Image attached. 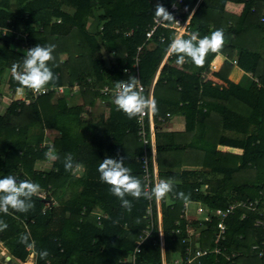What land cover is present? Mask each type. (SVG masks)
I'll return each mask as SVG.
<instances>
[{
	"label": "trees",
	"instance_id": "obj_1",
	"mask_svg": "<svg viewBox=\"0 0 264 264\" xmlns=\"http://www.w3.org/2000/svg\"><path fill=\"white\" fill-rule=\"evenodd\" d=\"M177 2L0 0V77L8 73L7 91L21 88L11 67L37 44L55 45L54 59L48 62L55 79L46 86L64 87L63 93L53 90L37 98L25 87L30 103L14 99L0 113V177L13 175L18 181L30 179L41 186L26 212L11 208L0 212V222L7 225L0 231V241L14 257L26 262L27 243L34 241L36 264H163L155 207L151 235L135 254L134 263L123 262L134 256L136 241L148 225L150 201L126 195L131 208L123 206L97 171L107 157L122 159L145 188L139 160L144 145L137 136V116L130 119L113 103L114 95H104L100 88L139 76L147 98L169 53L168 45L176 38L173 28L158 27L147 39L159 4L174 17L168 23L177 17L189 19L190 33L180 38L193 32L202 38L217 29L224 36L232 34L216 52L209 51L199 66L190 58L178 65V54L170 53L154 85L159 180L173 185L162 203L167 264L184 251L183 236L173 233L177 221L186 224L181 218L185 200L179 193L207 208L259 201L255 210L238 208L226 219V239L221 245L236 250V256L227 259L210 253L194 264H262L259 250L252 246L264 248V226L255 225L264 218V0H183L177 10L171 9ZM228 3L244 5L230 27L224 25ZM218 53L225 56L218 73L228 79L236 59V66L245 72L240 81L226 85L202 81ZM76 58H88L90 69L80 72ZM75 87L79 94L73 98ZM101 107L109 110L107 117L99 114ZM88 109L90 117L84 119ZM175 117L184 119L183 130L166 129ZM50 129L56 130L52 147L46 143ZM201 140L219 149H202ZM49 152L56 157L51 168H36ZM68 154L73 157V169L77 164L83 168L81 174L65 169ZM97 209L107 214L100 224ZM210 226L199 237L202 248L215 246V226ZM23 234L29 235L28 242H20ZM44 250L48 255L41 258L39 252Z\"/></svg>",
	"mask_w": 264,
	"mask_h": 264
},
{
	"label": "clouds",
	"instance_id": "obj_2",
	"mask_svg": "<svg viewBox=\"0 0 264 264\" xmlns=\"http://www.w3.org/2000/svg\"><path fill=\"white\" fill-rule=\"evenodd\" d=\"M155 15L162 22L172 21L174 17L163 5H157ZM224 42L223 31L217 29L211 32L210 35H205L202 38L193 32L188 38L176 37L171 40L168 45L169 53L178 54L176 63L182 64L186 58L199 66L204 63L205 56L209 51L216 52L221 48ZM55 45L36 46L27 49L23 55V60L19 63H14L11 67L13 78L19 82L23 88H28L34 92H42L46 85L55 79L54 73L51 70L49 61L54 59L53 51ZM115 95L113 103L117 108L123 111L130 119L143 114L145 110L152 113L157 111L156 101L154 98L147 99L140 91L139 79L130 76L128 80H120L115 85ZM55 159V156L51 157ZM65 169H73V157L71 154L66 155L64 162ZM81 166L77 164L75 169ZM97 171L102 182L110 186V192L120 199L121 204L127 208H131V203L125 199L126 195H131L134 198H152L162 199L172 191L173 185L166 180H160L151 189V192L145 191L142 187L141 180L130 174V169L125 166L122 159L107 157L98 165ZM40 185L32 180H17L13 175L0 177V212L7 213L9 208L20 212H26L33 206L31 197L40 194ZM179 195L187 202L188 197L183 193ZM6 224L0 222V231ZM29 241V235L23 234L20 236V242ZM28 248H34V242L27 243ZM32 255H36L33 251ZM48 255L46 250L40 251L39 256L44 258Z\"/></svg>",
	"mask_w": 264,
	"mask_h": 264
},
{
	"label": "built area",
	"instance_id": "obj_3",
	"mask_svg": "<svg viewBox=\"0 0 264 264\" xmlns=\"http://www.w3.org/2000/svg\"><path fill=\"white\" fill-rule=\"evenodd\" d=\"M183 0H178L177 3H174L171 7L173 10L178 9V3H181ZM189 19L183 21L181 18L177 17L173 23H168V21L162 22L158 17L154 18L153 25L147 31V39L151 38L155 33L158 27H170L173 28L176 34V37H181L185 33H190L189 28ZM133 30L126 32V36L130 35ZM142 49V46L138 47V54L136 56V62L134 67L138 70V62L140 60L139 53ZM170 53L167 54L164 62L161 64L158 74L162 68V65L165 63L167 57ZM232 63L237 65V60H233ZM214 69H217L218 65L216 63H212L211 65ZM158 74L153 81V85L148 90L147 99L154 98V85L156 83ZM139 79V76H138ZM206 73L202 76V81H207ZM140 91L145 96L147 92V88L141 83L140 79ZM115 87H111L109 85H105L100 89V92L104 95H115L114 91ZM55 91L56 93H63L64 87L59 86H45L42 92H34L33 90L29 89V92L34 98H37L43 94L49 93L50 91ZM146 98V97H145ZM25 100L26 103H30L31 99L25 95L22 100ZM170 115V114H168ZM159 120L164 121V119L159 118ZM137 136L139 140L144 145L143 154L139 158L142 162V167L144 170V189L145 191L151 192V189L154 187L155 184L159 183V167L157 163V149H156V132H157V124L155 121L154 113L149 110H145L143 114L137 115ZM150 204L147 208V215L146 219L149 218L148 225L145 229H143L142 233L139 235L138 240L136 241V248L132 257L123 260L125 261H132L135 262V254L141 252V246L144 241L151 235L153 228L156 226L153 223V216H154V207L157 212V222H158V230H159V245L161 248L162 253V260L163 264H167L166 261V252H165V240H164V232H163V213H162V199H156L155 197L149 198ZM193 202V201H192ZM191 201L184 202L181 218L186 221V224L182 226L179 221L176 222L177 228L173 230V233L176 235L183 236L182 244L184 245V251L179 253L173 260V264H194L199 262L200 258L208 255L210 253H215L217 255H224L227 259H232L234 256L238 254L236 250H228L221 245V242L226 239L227 233V223L226 219L233 214L238 208H244L248 210H255L256 206L259 204V201L252 202V201H239L232 203L227 208H207L205 205L201 204L200 202H194L198 206L195 210L194 215H190L189 206ZM107 217V214L104 211H99L97 213L98 223H101L102 218ZM27 219H25V222ZM210 225L215 226V233H214V242L215 246L213 248H202L200 244V235L204 230L209 229ZM256 226H264V218H258L256 220ZM28 226H26L27 228ZM34 242V241H32ZM264 245V241L262 242ZM253 249H258V255L262 258V264H264V248L260 245L255 244L252 246ZM30 251V255H32L33 251H35V242L34 248H27ZM36 252V251H35ZM37 255V252H36Z\"/></svg>",
	"mask_w": 264,
	"mask_h": 264
},
{
	"label": "crops",
	"instance_id": "obj_4",
	"mask_svg": "<svg viewBox=\"0 0 264 264\" xmlns=\"http://www.w3.org/2000/svg\"><path fill=\"white\" fill-rule=\"evenodd\" d=\"M243 7H244L243 4H236V3H228L226 5V11H225V16H224V19H225L224 20V25L226 27L234 26V22H236L237 17L241 14V12L243 10ZM231 37H232V34H230V33L225 34V36H224V38H227V40L231 39ZM224 60H225V56H222L221 54L218 53V55L216 56V58H215V60L213 62V63H216L218 65L217 69H214L212 66H210L204 72V73H206L207 79L212 81L215 84L224 83L225 85H226V82H228V81H236V82L240 81L242 79V77L245 75V72L241 68L236 66V65L234 66V70H233V72L231 73V75L229 76L228 79L222 77L218 73L220 68H221V66H222V64H223V62H224ZM75 65H77V68L79 69L80 72L81 71H85L87 69H90V66H91L90 61H89L88 58L82 59V61H80L79 63H76ZM8 93H11L10 95H13L14 99H22L25 96V92L20 91V90H18L17 92H8ZM14 99H12V101ZM89 111L90 110L88 109L87 112H89ZM103 112H104V115L107 117L109 110L108 109H104L103 107H101L100 111H99V114H102ZM0 113L2 114L3 112L1 111ZM95 114L97 115L98 112L95 113ZM89 117H90V113H89ZM184 123L185 122H184V119L182 117H175L172 120V122L170 124H168L166 129L183 130L184 127H185ZM55 135H56V130H51V129L47 130L46 131V143L49 141V139H53V137H55ZM199 147L202 148V149H205L207 151H212V152H214V151L219 149V146L211 144V143H209V142H207L205 140H201L199 142ZM48 156H49L48 159H46L44 161H41V162H38L37 165H36V168L43 169V170L50 169L54 159L51 158L52 157L51 152H49ZM81 170L82 169L79 168L80 173L82 172ZM43 194H45V192H43ZM53 200L55 201V204H58V201L56 199H53ZM97 210H98V212L99 211H103V210H99V209H97ZM27 229H28V227H27ZM8 251L11 252L7 247H5L4 243H2L0 241V263L1 264H12L14 262V260L11 258L10 254L8 253ZM16 259H18V258H16ZM30 259H33V260H30ZM18 260L22 264H36L37 255L31 256L29 254V258H28V260L26 262L21 261L20 259H18Z\"/></svg>",
	"mask_w": 264,
	"mask_h": 264
},
{
	"label": "rangeland",
	"instance_id": "obj_5",
	"mask_svg": "<svg viewBox=\"0 0 264 264\" xmlns=\"http://www.w3.org/2000/svg\"><path fill=\"white\" fill-rule=\"evenodd\" d=\"M114 54V52H112ZM220 56V55H219ZM110 57V56H109ZM112 57H110L111 59ZM80 61L82 60H79L78 58L74 60V63H79ZM77 66V65H76ZM8 77V73L7 74H4L3 76L0 77V112L2 111L3 113L6 111L7 107L9 106V103L12 101V99H14L13 95H10L11 93H8L9 90L7 91V83H5L7 81V78ZM76 90H74L71 94V96H73V98L75 97V95L77 96L79 93L78 91V88L75 87ZM61 93V92H60ZM60 93H57V94H60ZM76 101V100H75ZM7 102V103H6ZM99 111H100V108H99ZM89 117V113L86 111L84 114H83V118L84 119H87ZM47 144L52 147L53 145V140L52 139H49V141L47 142ZM80 169H82L81 171H83V168L80 167ZM178 169H176L175 171H177ZM77 174H81L79 169H77L76 171ZM169 199V198H168ZM167 199V200H168ZM197 204L192 202L190 203V206H189V211H190V215H194L195 214V210L197 208ZM173 256H176V255H173ZM174 258V257H173ZM30 260H33V259H30Z\"/></svg>",
	"mask_w": 264,
	"mask_h": 264
},
{
	"label": "water",
	"instance_id": "obj_6",
	"mask_svg": "<svg viewBox=\"0 0 264 264\" xmlns=\"http://www.w3.org/2000/svg\"><path fill=\"white\" fill-rule=\"evenodd\" d=\"M10 254L11 258L14 260L12 264H22L18 259H16L11 252L8 251ZM1 264V263H0Z\"/></svg>",
	"mask_w": 264,
	"mask_h": 264
}]
</instances>
